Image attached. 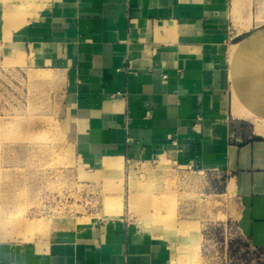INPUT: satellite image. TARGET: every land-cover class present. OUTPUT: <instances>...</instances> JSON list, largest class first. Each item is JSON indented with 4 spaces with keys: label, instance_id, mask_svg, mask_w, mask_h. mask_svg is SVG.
<instances>
[{
    "label": "crops",
    "instance_id": "obj_1",
    "mask_svg": "<svg viewBox=\"0 0 264 264\" xmlns=\"http://www.w3.org/2000/svg\"><path fill=\"white\" fill-rule=\"evenodd\" d=\"M0 49L59 76L85 171L169 158L207 172L264 253V0H0ZM0 264L171 261L121 216L0 241Z\"/></svg>",
    "mask_w": 264,
    "mask_h": 264
},
{
    "label": "rangeland",
    "instance_id": "obj_2",
    "mask_svg": "<svg viewBox=\"0 0 264 264\" xmlns=\"http://www.w3.org/2000/svg\"><path fill=\"white\" fill-rule=\"evenodd\" d=\"M58 78L0 49V241L125 216L168 243L171 264H264L226 219L211 174L169 158L112 171L78 165Z\"/></svg>",
    "mask_w": 264,
    "mask_h": 264
},
{
    "label": "built area",
    "instance_id": "obj_3",
    "mask_svg": "<svg viewBox=\"0 0 264 264\" xmlns=\"http://www.w3.org/2000/svg\"><path fill=\"white\" fill-rule=\"evenodd\" d=\"M113 96H124V93L123 92H115L114 94H112ZM230 138L235 140V141H240L241 140V130H240V127L238 126H234L233 127V130L231 132V135H230Z\"/></svg>",
    "mask_w": 264,
    "mask_h": 264
},
{
    "label": "bare ground",
    "instance_id": "obj_4",
    "mask_svg": "<svg viewBox=\"0 0 264 264\" xmlns=\"http://www.w3.org/2000/svg\"><path fill=\"white\" fill-rule=\"evenodd\" d=\"M38 135V134H37Z\"/></svg>",
    "mask_w": 264,
    "mask_h": 264
}]
</instances>
